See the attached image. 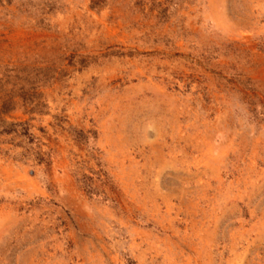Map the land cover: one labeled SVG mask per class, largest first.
I'll list each match as a JSON object with an SVG mask.
<instances>
[{"label":"rangeland","instance_id":"rangeland-1","mask_svg":"<svg viewBox=\"0 0 264 264\" xmlns=\"http://www.w3.org/2000/svg\"><path fill=\"white\" fill-rule=\"evenodd\" d=\"M0 264H264V0H0Z\"/></svg>","mask_w":264,"mask_h":264}]
</instances>
